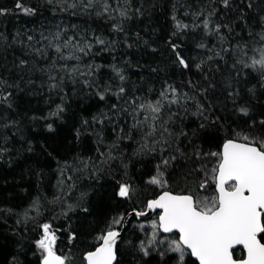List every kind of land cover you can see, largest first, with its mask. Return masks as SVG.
Returning <instances> with one entry per match:
<instances>
[{"label":"snow or ice","instance_id":"1","mask_svg":"<svg viewBox=\"0 0 264 264\" xmlns=\"http://www.w3.org/2000/svg\"><path fill=\"white\" fill-rule=\"evenodd\" d=\"M8 218L0 264H264V0L0 2Z\"/></svg>","mask_w":264,"mask_h":264},{"label":"trees","instance_id":"2","mask_svg":"<svg viewBox=\"0 0 264 264\" xmlns=\"http://www.w3.org/2000/svg\"><path fill=\"white\" fill-rule=\"evenodd\" d=\"M0 2H3L6 4L9 8H12L14 6V0H0ZM22 3H24L26 6L35 5L37 3V0H22ZM43 17H48V20H44L45 24H48L51 22L52 24L59 23L61 20H63L65 23H75L81 25V27H87L88 25H92L95 27L94 24H92V21L87 17H70L67 14H61V13H55L49 11L46 8H42L41 10ZM32 18L24 16L19 10H16V15L11 17L8 21H5V23L8 24L9 29H11L14 25L17 27L24 26L29 24L30 20ZM147 38V37H146ZM135 79V77H133ZM35 99L33 100V103H35ZM90 144L91 142L88 141ZM13 177L18 181L20 178L19 176L13 172L12 170H8L7 173V179H8V187L11 188L13 183ZM54 182V181H53ZM27 186L29 187L28 194L20 193L19 189H14V195L12 198V203L17 206V208H23L27 206V196L35 194V187L32 186L31 181H28ZM14 225V218H8L7 224L4 223L3 219H0V239H2L4 236L8 235L9 229ZM62 239L66 240V237H62ZM61 246L60 242L58 241V247Z\"/></svg>","mask_w":264,"mask_h":264}]
</instances>
